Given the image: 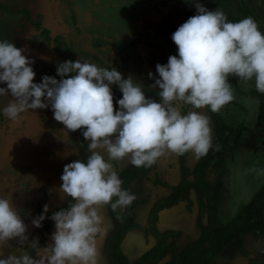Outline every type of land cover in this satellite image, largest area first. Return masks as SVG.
I'll return each mask as SVG.
<instances>
[{"label": "clouds", "instance_id": "obj_1", "mask_svg": "<svg viewBox=\"0 0 264 264\" xmlns=\"http://www.w3.org/2000/svg\"><path fill=\"white\" fill-rule=\"evenodd\" d=\"M192 2L197 13L172 33L178 55L156 65L158 77L148 73L159 101L146 95L144 84L132 76L124 78L115 67L88 60L64 61L57 67L60 79L44 75L41 82H34V61L25 49L0 40V83L7 85L0 87V97L10 93L14 98L0 109L4 115L15 121L29 109L51 106L64 130H82L90 152L86 161L64 166L60 190L73 202L50 217L56 231L46 258L37 261L24 252L8 255L0 264H98L97 241L108 230L101 208L115 211L136 199L122 188L112 161L128 157L139 168L151 167L168 151L205 156L213 147V130L202 110L219 113L234 100L229 77L254 80L256 91L264 94V32L255 18L230 21L223 10H209L200 0ZM112 85L122 92L118 109ZM185 105L192 109L187 114ZM47 213L45 205L33 224L41 227ZM26 231L12 197L0 193V248L17 237L28 239Z\"/></svg>", "mask_w": 264, "mask_h": 264}, {"label": "flooded vegetation", "instance_id": "obj_2", "mask_svg": "<svg viewBox=\"0 0 264 264\" xmlns=\"http://www.w3.org/2000/svg\"><path fill=\"white\" fill-rule=\"evenodd\" d=\"M212 1L211 7L215 5L211 8L212 10H215L217 6H221L218 3L225 5L234 2L237 13L227 15L230 21H239L247 16L254 17L256 21H263L264 0ZM188 4L190 8H188ZM152 6L155 7L156 11L161 8H168L170 12H179L178 16L182 17L181 23L176 22L175 17L171 15L161 19L158 15L149 14L145 7L151 8ZM253 6L259 8L258 13ZM194 9L196 10L192 0H0V40L14 42L17 47L25 50V44L30 43L32 54H28L26 51L24 54L34 61L32 64L36 72L34 82L37 83L42 81L44 75L56 76L57 79H60L57 76L58 65L67 60L77 59L88 60L102 67H115L123 76L126 74V78L129 77L127 74L130 70H153L157 77L156 65L158 63L166 64L169 56L178 52L177 46L171 38L172 33L190 16H193ZM148 18L150 23H147ZM29 29L34 30L32 32ZM34 32L35 34H33ZM34 50H37V52L35 53ZM230 83L233 84V82ZM6 86V83H0V87ZM237 86L240 88L238 84ZM143 87L146 95L154 98L155 91L152 89L147 90L146 86ZM112 89L115 90L113 93L114 103H116L122 98V92L118 85H112ZM253 91H256V89H250L249 92L241 90L243 93L240 92V94L250 97L253 96ZM13 99L10 93L8 97H0V109ZM231 106L223 109H228ZM118 108L119 105H117ZM223 109H221V113ZM204 111L210 117L209 111L207 109H204ZM34 115L39 123L36 136L32 134V131H29L33 128L29 124L32 125L31 120ZM210 121L213 124L214 135V123L211 118ZM43 126L47 128V131L41 130ZM0 128H3L5 133L10 130V133L20 130L21 136L18 135V137L21 141L19 143H24L26 138L28 141L31 139V142H37L38 135L42 133L44 136L51 137L55 135L57 137H54L53 140L49 139L50 145L53 146L56 141L57 143L60 141L57 133L61 134L64 139L66 138V143L73 141L77 146L76 153L70 155L71 162L81 159L86 160L90 155H85L89 142L84 140L82 130L75 132L64 130V125L54 119L51 106L47 109H29L15 121L10 120L0 110ZM61 129L64 130L63 134ZM238 142L235 147L239 145ZM226 149L229 148H225V151ZM177 157L179 163L178 154ZM112 163L117 172L122 171L118 161H112ZM147 173L148 171L145 174ZM170 192L171 190H169V195ZM72 202L65 195L63 200L48 211L49 218L53 211L62 209ZM37 205V208H39L40 203ZM105 207H107L109 217L113 222V226L107 235L108 238L115 229L116 222L109 206ZM37 208L35 209V216L39 217L40 213ZM117 211L118 214L123 213L120 208ZM153 229L155 228L151 227L148 233L151 231L153 234ZM129 231L122 238L120 248ZM32 232V239L28 240L26 244L28 247L27 253L40 261L47 256V245L53 243L52 234L55 232V223L50 228L49 235L43 242L44 244L35 250H33V247L42 240V231L39 227H35ZM154 232V237H157L158 232L156 230ZM165 239L170 243L168 236H165ZM104 249L108 254L106 241ZM4 255H0L1 258H4ZM108 256L110 264H113L110 254ZM129 261L131 262V260Z\"/></svg>", "mask_w": 264, "mask_h": 264}, {"label": "rangeland", "instance_id": "obj_3", "mask_svg": "<svg viewBox=\"0 0 264 264\" xmlns=\"http://www.w3.org/2000/svg\"><path fill=\"white\" fill-rule=\"evenodd\" d=\"M188 8H190L189 4H188ZM174 55H178V52H175ZM142 71L130 70L127 76H132L136 81L142 82L144 84L143 86L147 87L146 88L147 90L149 89L154 90L155 91L154 99L159 101L160 97L158 96V89H153L151 87V84L154 81L150 79L148 76L149 72H152L153 74H155V72L153 70H146V71L142 70ZM124 78H126V74ZM232 86L235 95L234 101L237 103V105L238 104L240 105L235 106L236 104L232 103L231 104L232 106L230 108L222 110V113L225 116L227 122L229 124L235 125L237 121L239 122L240 118H244L246 120H252L253 110L251 107V103L249 102V99L245 98L243 94H240L238 91H236L233 84ZM113 88L115 89L116 86ZM114 91L115 90H113V92ZM190 110H192L190 105H185L183 107L184 114H187V112ZM205 114L207 113L205 112ZM235 117H239V118H236L235 120ZM33 118L36 121V125H33V128L29 131H32V134L36 136L38 134L37 129L39 123L35 115ZM247 122L248 124H250L251 121L250 122L247 121ZM211 127L213 128L212 122H211ZM250 129H253L252 124ZM41 130L47 131V128L43 126ZM10 131L8 133H5L4 129L0 128V193H2L6 197L8 196L12 197L14 207L20 213L21 218L24 220L25 224L27 225L26 235L28 239L21 241L20 238L17 237L8 241L7 244H5L2 248H0V252L5 254L4 258L7 257L8 255H11V252L12 254H16V255H20L21 253L27 252L28 247L26 244L28 243V240L32 239V234H33L32 231L36 227L33 224V220L35 218L36 219L38 218L37 216H35V209L38 207L37 204L40 203L39 209H41L42 210L41 212H43L45 205L48 206V211H49L52 208H54L58 204V202L63 200L66 194H63L60 190V185L62 184V180L60 179V177L63 173L64 166L68 163H71L70 155L72 153H76L75 149H77V146H75V142L67 140L69 143H66L65 140L66 138L64 139V136H62L61 134L59 135L58 133H57L59 137L58 140L60 141L58 143L56 141V143L52 146V144L50 145L49 139L52 140L55 139L54 138L56 137L55 135L48 137L42 135L41 133V135H38L37 137V142H31V139L28 141V139L26 138L24 143L23 142L19 143L21 141L19 140L20 138L18 137V135L21 136L20 130H18L17 132L12 131L11 133ZM63 131L64 130L61 129L62 134ZM256 131L258 132V136H259L258 139H260L257 140L256 142L258 144L256 143L252 144L251 140H249L250 133L249 135L243 134L244 136H242L240 142L242 140L244 141L243 148L245 154H247L248 159L256 158V160L258 161L259 159L263 158V156L261 155L264 154V146H263L264 124L260 128H256ZM243 148L242 146H240V149H242L240 155L241 160L244 159L242 158ZM240 149L238 146H236L235 150L232 151L226 149V159H227L226 164L230 168V173L226 175L223 180V186L226 187L227 193L225 194L224 199L223 200L221 199L222 201L218 203L219 208L222 206L225 207L224 208L225 215L221 217L223 223L228 222L234 216V213H236V209L232 208L230 204H228L230 199L233 197L232 196L233 188L232 185L230 186V184L232 183L231 181L234 182L235 180H238L239 177L238 185L244 188L243 189L240 188L235 183L236 188L238 189L239 187L240 188L239 192L240 193L242 192L244 196L250 198L253 191H255V189L260 184L262 185L264 180L263 160L261 161V165H258L259 168L257 170V175L255 177L253 176L250 177L249 172L245 171L247 172L246 179L240 181V179L245 176L244 175L238 176V168L233 172V175H231L236 161L235 157L236 155L237 156L239 155ZM98 151H101L103 155L107 156V153L104 150H98ZM89 154H90L89 150L87 149L85 155L88 156ZM193 154L194 153L188 152L186 156V165L188 167L191 166L190 159L193 158L192 157ZM233 154L235 155V157L233 156ZM128 162H130V159L128 157H125L123 160H119L118 164L120 165V167L124 168V165H126ZM178 166L179 163H178L177 154L168 151L165 152V154L162 155L157 160V162L151 166L152 167L151 173L154 171L158 172L157 175L160 178L161 182L164 185H166V187L169 188V190H171V188L175 186L177 182H179L177 180L176 174H174L175 171H178ZM255 167L257 166L255 165ZM215 175L216 173L214 169L207 170V176H209L210 178H214ZM252 178L254 180H252ZM240 196H237L236 199L232 201V204L234 206H237L239 204L241 205L246 201H248V200H244ZM104 208L106 207H103L102 209ZM1 256L0 259L3 258V257L1 258Z\"/></svg>", "mask_w": 264, "mask_h": 264}, {"label": "trees", "instance_id": "obj_4", "mask_svg": "<svg viewBox=\"0 0 264 264\" xmlns=\"http://www.w3.org/2000/svg\"><path fill=\"white\" fill-rule=\"evenodd\" d=\"M229 81L235 84L234 86L238 92H241L235 81L232 79H229ZM253 96L259 102V113L256 124L258 125L264 122V94L253 91ZM232 103L237 105L233 100L224 108H227ZM117 105L118 103H115L116 107ZM207 110L214 123L213 147L207 155L202 156L197 161L194 168H189L186 165L188 153L183 155L178 154L181 179L178 184L172 187L170 195L163 199V202H166L165 206H171L180 201H187L190 204L193 202L191 192L192 190L195 192L198 207L200 208L201 206L204 210L208 211L207 224H202V222L200 224L202 227L200 238L185 250L179 252L174 246V242L168 243L165 235H163L159 237L158 243L153 248L131 263L120 248L122 238L134 226L129 220L131 214L129 210L118 214L117 209L114 211L109 206L110 212L114 215L116 226L111 235L106 239V250L110 254L113 264H157L158 261L170 252H173L172 259L167 264H216V259L233 241H238L239 246H242L244 236L251 232H257L260 237H264V183L255 191L251 201L243 206L233 219L223 223L218 217V203L226 192V188L223 186V178L229 171V167L224 162L223 151L225 148H235V144L241 137L245 127L244 124L232 127L226 122L221 111L213 113L210 109ZM217 146H219V150H217ZM149 168H138L131 164L118 172V175L122 179V188L127 190L129 183L141 174H145ZM211 168L216 172L215 180L208 179L207 170ZM190 178L193 179L190 180ZM59 210L61 209L55 211ZM37 211L40 214L42 213V210L39 208H37ZM155 212H153V216ZM53 224L54 221L47 214V218L42 221V226L39 227L42 231V240L33 247V250L44 244L43 242L48 237ZM241 248L233 249L232 256ZM243 252L246 253L244 250ZM251 264L259 263L252 261Z\"/></svg>", "mask_w": 264, "mask_h": 264}, {"label": "crops", "instance_id": "obj_5", "mask_svg": "<svg viewBox=\"0 0 264 264\" xmlns=\"http://www.w3.org/2000/svg\"><path fill=\"white\" fill-rule=\"evenodd\" d=\"M212 2H213L212 0H200V3H202L209 10H212L211 8L215 6V5H212V7H211ZM218 5H221V6H217L216 9L223 10L227 15L230 13L231 14L237 13V8H236V5L234 4V2H232V4L228 3L225 5L223 3H218ZM253 7L256 9V11L258 13L259 8L256 6H253ZM154 8H155L154 6H152L151 8L145 7V10H147L149 12V14H151V15H158L159 17H161V19H164L167 15L168 16L169 15L174 16L176 22L181 23L182 17L178 16L179 12L178 13L177 12L176 13L170 12V10L168 8H161L158 11H156ZM196 13H197V10L194 9L193 15H195ZM182 14H183V12H182ZM149 18H150V16H149ZM149 18L147 19V23H150ZM257 22H258V25L260 27V30L262 32H264V18H263V21L257 20ZM33 30L29 29V31H32V32H33ZM33 34H35V32ZM25 47H26L25 51L28 54H32L31 53L32 49H30V43L25 44ZM34 52L36 53L37 50H34ZM229 79L235 80L236 84H238L240 86L241 90H243V91L249 92L250 89H255V81L254 80L245 82V81L239 80L238 77H234V76H230ZM233 85H235V84L233 83ZM239 93H240V91H239ZM243 96H245V98L249 99V102L251 103V107L253 110V112H252L253 113V115H252L253 119L252 120H246L244 118H240L239 122L237 121L235 125L229 124L226 121L230 126H234V127L236 125H239V124H244V127H245L244 131L242 132L241 137L238 140L239 141V145H238L239 149H240V146H242V148L244 147V141L242 140L240 142V139H242V136H244V135H249V133H250L249 140H251L252 144L256 143L257 140H260V139H258L259 136H258V132L256 131V128H260L264 124V122H262V123L256 125L258 113H259V102H258V100L254 96H250V97H247L246 95H243ZM239 105L240 104L235 105V106H239ZM236 118H239V117H235V120H236ZM247 121H249V122L251 121L250 124H248ZM251 124L253 126V129H250ZM248 126H249V129H248ZM246 130H248V131H246ZM249 130H251V131H249ZM260 134H261V131H260ZM256 144H258V143H256ZM263 146H264V141H263ZM228 150L232 151V150H235V148L234 149H228ZM241 150H240V153L238 156L236 155V157H235V155L233 154L236 161H235L231 175H233V172L238 168V176L239 175L245 176V177L240 179V181H243V179H246V175H247L246 173L247 172H249L250 177H252V176L255 177L257 175V170L259 168L258 165H261L262 160L264 162V154L261 155V156H263V158H261V156H260L261 159H259L258 161L256 160V158H251V159H253V160H251V159H248L247 154H245L244 148H243L242 158H244V159L241 160L240 159ZM223 154L225 157L224 162L226 164L227 159H226L225 149L223 151ZM192 157L194 159L193 158L190 159L191 160V166L190 167L194 168L195 164L197 163V161L199 160L200 157H197L195 154H193ZM251 162L253 164V167H252ZM130 164L131 163L128 162L126 165H124V168L122 167V170L125 169ZM255 165L257 167H255ZM263 165H264V163H263ZM228 170H229L228 171V174H229L230 168H228ZM151 171H152V167H150L148 169L147 174H143V175L141 174L140 176L136 177L135 179H133L129 183L127 190L130 191L131 193H133L136 196V199L133 201V203L130 206L125 207V208H121L122 212L129 210V213L131 214L130 221L135 225L134 228L127 233L125 240H123V242L121 244V249L123 250V253L127 256V258L129 260H131V262H134L135 260L139 259L145 252H147L151 248H153L158 243V239H159L158 237H161L163 235L168 236L169 242H172V241L174 242V246L176 247L177 251L180 252V251L185 250L188 246H190L192 243L196 242L200 238V236L202 234V230H201L202 227L200 226L201 222H202V224H207V222H208V211L204 210L201 206H200V208L198 207V202H197L196 196L193 192H191V197L193 199L192 203L189 204L187 201H180L174 205L165 206L164 204L166 202L164 203L163 199H165L169 196V188H167L166 185H164L161 182L160 178L157 175L158 172L154 171L151 173ZM245 171H247V172H245ZM174 174H176L177 180L180 181V179H181L180 165L178 166V171H175ZM215 177H216V175H215ZM215 177L210 178L208 176V179L215 180ZM224 178H223V180H224ZM192 179L193 178H190V180H192ZM252 180H254V179L252 178ZM238 181H239V177H238V180H235L234 182L231 181L232 183L230 184V186L232 185V188H233L232 189V191H233L232 196L233 197L230 199V201L228 203V204H230V206L232 208L236 209V213L243 206L247 205L251 201L255 191L261 186V184H260L255 189V191H253L250 198H248L247 196H244L242 194V192L241 193L239 192L240 188L243 189L244 187L238 185ZM235 183L240 188L238 187V189H237L235 186ZM263 183H264V180H263ZM235 191H236V194H235ZM226 193H227V191L223 194L222 200L224 199V196ZM237 196H240L244 200H248V201H246L245 203H243L241 205L239 204L237 206H234L232 204V201L235 200ZM224 208H225L224 206H222L220 208L218 207V217L221 219V221H222L221 217L225 215ZM154 211H156V212L154 213V216H153ZM236 213H234V216L236 215ZM101 214L105 218V224H106L108 230H107V233L103 237L98 238L99 242H97V244H98V248L100 251L98 264H110L109 256L104 249V245H105L107 235L110 232L109 230L113 226V222H112L111 217H109L107 207L102 209ZM234 216L231 219H233ZM106 218H107V220H106ZM224 223H226V222H224ZM151 227L155 228V229H153V234L155 233L154 232L155 230H156V232H158L157 237H154V235L152 234L151 231L148 233V231L151 229ZM55 231H56V229H55ZM239 245L240 244L238 241H236V240L233 241L216 259V264H251L252 261H255V262L257 261L259 264H264V237H260L257 232H251V233H248L247 235L244 236L243 241H242V246H239ZM238 247L239 248L242 247V248L232 256L233 249L238 248ZM243 250L247 254L244 253ZM172 253L173 252L168 253L164 258H162L160 261H158L157 264H167L168 262H170L172 259ZM246 258H248V259H246Z\"/></svg>", "mask_w": 264, "mask_h": 264}, {"label": "bare ground", "instance_id": "obj_6", "mask_svg": "<svg viewBox=\"0 0 264 264\" xmlns=\"http://www.w3.org/2000/svg\"><path fill=\"white\" fill-rule=\"evenodd\" d=\"M34 116H32V125L31 124H29V126H33V125H36V121H35V119L33 118Z\"/></svg>", "mask_w": 264, "mask_h": 264}, {"label": "water", "instance_id": "obj_7", "mask_svg": "<svg viewBox=\"0 0 264 264\" xmlns=\"http://www.w3.org/2000/svg\"><path fill=\"white\" fill-rule=\"evenodd\" d=\"M192 192L195 194V192L192 190Z\"/></svg>", "mask_w": 264, "mask_h": 264}]
</instances>
